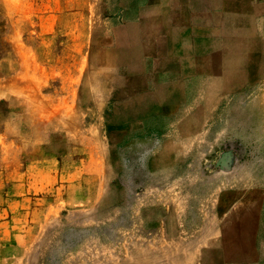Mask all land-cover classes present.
Listing matches in <instances>:
<instances>
[{"label": "rangeland", "instance_id": "374dc122", "mask_svg": "<svg viewBox=\"0 0 264 264\" xmlns=\"http://www.w3.org/2000/svg\"><path fill=\"white\" fill-rule=\"evenodd\" d=\"M0 264H264V0H0Z\"/></svg>", "mask_w": 264, "mask_h": 264}]
</instances>
